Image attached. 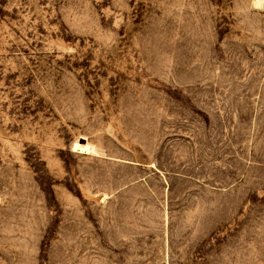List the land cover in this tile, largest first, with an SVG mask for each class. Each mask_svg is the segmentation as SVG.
<instances>
[{
	"label": "rangeland",
	"instance_id": "rangeland-1",
	"mask_svg": "<svg viewBox=\"0 0 264 264\" xmlns=\"http://www.w3.org/2000/svg\"><path fill=\"white\" fill-rule=\"evenodd\" d=\"M0 0V264H264V0Z\"/></svg>",
	"mask_w": 264,
	"mask_h": 264
},
{
	"label": "bare ground",
	"instance_id": "bare-ground-1",
	"mask_svg": "<svg viewBox=\"0 0 264 264\" xmlns=\"http://www.w3.org/2000/svg\"><path fill=\"white\" fill-rule=\"evenodd\" d=\"M261 0H256L255 4L258 5Z\"/></svg>",
	"mask_w": 264,
	"mask_h": 264
}]
</instances>
